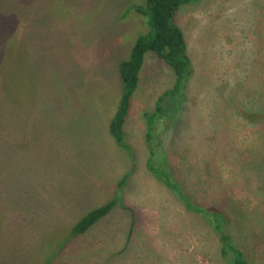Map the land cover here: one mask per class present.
Returning a JSON list of instances; mask_svg holds the SVG:
<instances>
[{"label":"rangeland","instance_id":"1","mask_svg":"<svg viewBox=\"0 0 264 264\" xmlns=\"http://www.w3.org/2000/svg\"><path fill=\"white\" fill-rule=\"evenodd\" d=\"M145 2L0 0V264H227L147 168L144 115L175 82L152 53L123 126L131 154L108 132ZM176 24L192 76L153 140L182 194L220 210L245 260L264 264V0H186ZM126 174L115 209L71 236Z\"/></svg>","mask_w":264,"mask_h":264},{"label":"trees","instance_id":"2","mask_svg":"<svg viewBox=\"0 0 264 264\" xmlns=\"http://www.w3.org/2000/svg\"><path fill=\"white\" fill-rule=\"evenodd\" d=\"M185 1L146 0L144 7L134 8L136 13L142 16L147 32L136 38L128 58L119 66L118 77L121 82V90L117 108L108 124V132L119 148L131 154V150L125 141L123 126L129 112L131 99L138 86L139 71L146 54L152 53L156 59L163 61L173 70L175 82L171 89L164 91L159 96L154 112L144 115L146 122L145 140L149 150L147 168L157 181L183 202L187 212L203 217L206 224L215 231L221 244L220 255L227 264H249L226 235L227 219L224 214L215 207L202 208L199 205L191 204L182 194L179 185L172 180L168 173L164 152H161L160 141L157 137H154L157 140H153L154 122L168 116L167 110L182 107L187 81L192 76L186 41L183 32L176 24L177 12L180 5ZM128 176L126 174L117 183L116 193L110 201L90 211L73 227L71 236L75 237L89 231L115 209L120 202L118 192L126 184Z\"/></svg>","mask_w":264,"mask_h":264},{"label":"crops","instance_id":"3","mask_svg":"<svg viewBox=\"0 0 264 264\" xmlns=\"http://www.w3.org/2000/svg\"><path fill=\"white\" fill-rule=\"evenodd\" d=\"M133 96H134V95H133ZM132 101H133V97H132V99H131L130 109H131V106H132ZM130 109H129V110H130ZM123 132H124V131H123ZM124 135H125V134H124ZM102 220H103V219H102ZM94 227L96 228L97 226L95 225ZM110 256H112V254H111ZM99 260H100L101 262H99ZM102 260H103V258H99V257H97L96 260H95V264H97V263H98V264H99V263L101 264V263H102ZM40 264H41V263H40Z\"/></svg>","mask_w":264,"mask_h":264}]
</instances>
